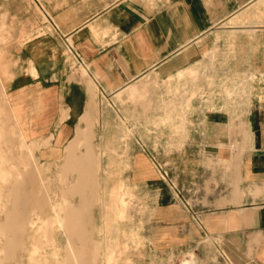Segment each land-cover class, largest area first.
Returning <instances> with one entry per match:
<instances>
[{
	"label": "rangeland",
	"instance_id": "rangeland-1",
	"mask_svg": "<svg viewBox=\"0 0 264 264\" xmlns=\"http://www.w3.org/2000/svg\"><path fill=\"white\" fill-rule=\"evenodd\" d=\"M44 14L33 0H0V264H224L186 195L201 197L209 173L224 176L225 158L240 156L247 134L242 124L232 125V148L183 147L207 138L201 126L188 134L186 113L205 99L203 88L217 96L219 86L197 84L201 68L180 73L172 86L145 78L132 86L140 87L134 97L94 100L93 118L82 119L84 130L67 145L82 130L78 147L43 157L49 140L24 136L16 113L25 92L13 89L25 87L26 41L56 28ZM172 140L178 147H170ZM172 198L178 224H171ZM187 211L193 230L186 229Z\"/></svg>",
	"mask_w": 264,
	"mask_h": 264
},
{
	"label": "crops",
	"instance_id": "crops-1",
	"mask_svg": "<svg viewBox=\"0 0 264 264\" xmlns=\"http://www.w3.org/2000/svg\"><path fill=\"white\" fill-rule=\"evenodd\" d=\"M33 2L56 28L24 46L25 87L13 89L16 95L25 92V107L16 113L24 136L48 139L42 155L50 158L78 128L84 130L82 119L93 118L97 98L113 103L121 94L134 97L140 87L132 86L145 78L172 86L180 73L201 68L205 74L197 84L219 88L217 96L203 88L205 99L186 113L188 134L201 126L207 138L200 144L187 140L183 147L232 148V125L242 124L247 138L239 141L240 156L225 158L229 171L209 173L201 197L187 194L186 201L204 234L218 241L224 264H264V0ZM228 90L235 93L231 98ZM82 130L68 147H78ZM173 141L170 147H178ZM185 175L195 178L194 171ZM170 205L171 224H178L177 198ZM191 213L185 224L193 230Z\"/></svg>",
	"mask_w": 264,
	"mask_h": 264
},
{
	"label": "bare ground",
	"instance_id": "bare-ground-1",
	"mask_svg": "<svg viewBox=\"0 0 264 264\" xmlns=\"http://www.w3.org/2000/svg\"><path fill=\"white\" fill-rule=\"evenodd\" d=\"M83 160V159H82ZM81 160V161H82ZM87 161V160H86ZM86 162H85V164H84V166L86 167ZM87 168V167H86ZM86 173V172H85ZM81 179V178H80ZM84 180V179H83ZM90 180V179H89ZM89 180H88V186L91 184V182H89ZM82 181V180H81ZM91 181V180H90ZM90 183V184H89ZM79 186H80V184H78ZM84 190V189H83ZM80 191H81V189H80ZM68 211H70V209L68 210ZM70 213V212H69ZM75 214V213H74ZM70 215V214H69ZM71 216V215H70ZM77 216V215H76ZM72 217V216H71ZM58 218V217H57ZM60 219V218H59ZM75 220V219H74ZM68 222V221H67ZM68 224V223H67Z\"/></svg>",
	"mask_w": 264,
	"mask_h": 264
}]
</instances>
